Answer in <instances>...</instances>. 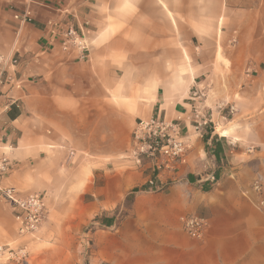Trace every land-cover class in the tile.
Segmentation results:
<instances>
[{
  "label": "crops",
  "instance_id": "1",
  "mask_svg": "<svg viewBox=\"0 0 264 264\" xmlns=\"http://www.w3.org/2000/svg\"><path fill=\"white\" fill-rule=\"evenodd\" d=\"M68 25L86 50L63 48L53 28ZM0 56V139L11 147L0 186L42 193L48 210L49 246H31L33 264H75L77 233L104 213L114 227L132 192L133 215L106 245L97 238L99 261L264 264V212L247 194L264 181V0H0ZM228 96L227 135H194V108L215 124ZM155 114L179 121L189 148L153 187L125 155L137 120ZM195 213L209 220L201 240L180 226ZM25 243L0 198V245Z\"/></svg>",
  "mask_w": 264,
  "mask_h": 264
},
{
  "label": "built area",
  "instance_id": "2",
  "mask_svg": "<svg viewBox=\"0 0 264 264\" xmlns=\"http://www.w3.org/2000/svg\"><path fill=\"white\" fill-rule=\"evenodd\" d=\"M30 12L26 13V20L29 19ZM55 34L62 40L64 49L70 45H76L81 50H86V42L82 33L73 25L64 28H53ZM17 59L11 60L12 64L17 63ZM5 60L0 56V65ZM5 69L0 68V85L9 78ZM195 98L202 97V93L195 91ZM233 112V107H231ZM194 119L192 127L201 133L203 127L208 124V120L200 111L199 107L194 108ZM1 148V144H0ZM186 132L176 120H170L163 114H155L148 118H139L132 130L131 145L126 153V158L131 160L134 166L144 172L151 173L147 180L149 186H157L159 177L167 173L174 174L178 171L188 150ZM75 155L71 152L70 157ZM11 169V161L6 155L0 157V177L8 173ZM210 179L214 181L215 175ZM254 190L261 193L260 184L254 186ZM0 198L8 202L13 210L18 223V230L22 236H33L42 228L48 210L45 195L42 193L21 194L15 187H1ZM264 205V199L260 201ZM184 231L194 239H203L208 227V220L196 214H188L181 217ZM31 256L27 245L12 246L0 245V264H30Z\"/></svg>",
  "mask_w": 264,
  "mask_h": 264
},
{
  "label": "rangeland",
  "instance_id": "3",
  "mask_svg": "<svg viewBox=\"0 0 264 264\" xmlns=\"http://www.w3.org/2000/svg\"><path fill=\"white\" fill-rule=\"evenodd\" d=\"M211 9H213V11L215 9H217V7L213 4L211 6ZM222 99L220 100V109L223 112L224 117H219V119L216 121V123H211L209 121V115L207 113H204L205 118L208 120V124H206L203 127V130L201 133L197 132V131H192V133L194 135H200L199 137H203L209 132L211 131V134H214V136H218V137H222L220 135V127H224V126H233L236 124V120H237V109H236V104L235 101L231 100V97H221ZM228 99V100H227ZM227 101V102H226ZM231 107H233V112H231ZM1 142H3L2 139H0V144ZM232 147H236L235 145H231ZM254 149H252V147L248 148V151L252 152ZM11 152V147L9 145H3L1 144V148H0V157L6 155L7 157H9V154ZM7 174V173H6ZM5 174V175H6ZM216 178V177H215ZM212 181V180H211ZM217 179H215L212 182H216ZM260 184L262 187V191L261 193L257 192L254 190V186L256 184ZM151 193H157V191H153ZM253 193L254 195V199L253 203L254 205L259 208L261 210V212H264V205L260 203V201L262 199H264V181L262 179V177H258L253 179V182L251 183L250 186V191L247 192L248 195H250ZM135 193H130L126 199L124 200V202L117 208H115L111 213L117 217L118 222L114 227H108L106 225V218H105V213L102 216H99V220L103 221V223L99 222V223H87L84 225V228L82 229L81 233H77L76 238H75V246H76V251L78 254V258L75 262V264H107L105 261H99V258L96 254V251H102L100 248L98 249V241L97 238H100V241L102 243H104L106 245L108 239H109V235L113 234L115 231H117L118 229H120L123 226V222L125 217L127 216H131L133 215V202L135 200ZM196 215L202 216L200 214L195 213ZM188 215V214H186ZM184 216V215H183ZM182 217V216H181ZM181 217H180V226L182 231L190 238H192L191 236H189L183 229L182 227V222H181ZM204 217V216H202ZM206 218V217H204ZM207 219V218H206ZM96 220V219H95ZM208 220V219H207ZM121 222V223H120ZM132 226H136L131 224ZM208 227H209V220H208ZM207 227V229H208ZM41 230V229H40ZM97 232V237L95 238L93 236V232ZM207 231V230H206ZM27 238V248L28 251L30 252V256H31V262L30 264H33L35 262V260L37 259V253L34 252V250H32L31 246L34 245H38V247H42V249H46L49 244L46 242H42V237L40 235V231L37 232L35 235L33 236H26ZM194 239V238H192ZM196 240H201V239H196ZM106 251V249H105Z\"/></svg>",
  "mask_w": 264,
  "mask_h": 264
},
{
  "label": "trees",
  "instance_id": "4",
  "mask_svg": "<svg viewBox=\"0 0 264 264\" xmlns=\"http://www.w3.org/2000/svg\"><path fill=\"white\" fill-rule=\"evenodd\" d=\"M19 112L17 111V109H16V107L15 106H12L11 107V110L8 112V115H9V117H14V116H16L17 114H18ZM210 136H211V131H209L205 136H204V139L205 140H208L209 138H210ZM215 155L217 156V159H219V151L218 150H216L215 151ZM217 178V177H216ZM136 190V189H135ZM137 191V190H136ZM96 220H98L99 219V216H97L96 218H95ZM109 224L110 222L108 221H106V224ZM107 224V225H108Z\"/></svg>",
  "mask_w": 264,
  "mask_h": 264
},
{
  "label": "bare ground",
  "instance_id": "5",
  "mask_svg": "<svg viewBox=\"0 0 264 264\" xmlns=\"http://www.w3.org/2000/svg\"><path fill=\"white\" fill-rule=\"evenodd\" d=\"M220 130H222V134H223V135H227V133H228V130H223V128H222V127L220 128Z\"/></svg>",
  "mask_w": 264,
  "mask_h": 264
}]
</instances>
